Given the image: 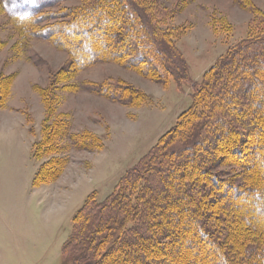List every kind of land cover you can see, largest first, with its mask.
<instances>
[{
  "label": "trees",
  "instance_id": "16d2710c",
  "mask_svg": "<svg viewBox=\"0 0 264 264\" xmlns=\"http://www.w3.org/2000/svg\"><path fill=\"white\" fill-rule=\"evenodd\" d=\"M59 1L6 0L14 16L32 24L43 8ZM246 6L255 15L249 37L193 82L190 106L122 175L115 190L102 200L93 190L75 212L63 244L66 261L264 264V10L251 2ZM72 11L69 20L49 30L57 29L75 46L76 69L116 61L163 84L191 80L178 35L162 24L164 12L155 0H82ZM75 28L78 39L68 33ZM93 90L129 105L148 99L143 90L121 82L100 83ZM9 91L5 94L1 80L0 108ZM39 91L46 117L32 147L40 162L34 186L62 173L66 158L59 153L68 146L105 147L98 134L71 132L70 119L54 116L50 94ZM237 166L239 179L217 171L227 167L237 173ZM204 244L210 256L202 254ZM175 250L183 253L170 262Z\"/></svg>",
  "mask_w": 264,
  "mask_h": 264
},
{
  "label": "rangeland",
  "instance_id": "374dc122",
  "mask_svg": "<svg viewBox=\"0 0 264 264\" xmlns=\"http://www.w3.org/2000/svg\"><path fill=\"white\" fill-rule=\"evenodd\" d=\"M81 1L62 0L45 7L32 24L14 16L6 0H0V81L5 94L10 90L6 106L0 108V120L15 119L28 143L26 162L20 168L6 173L0 166V264H72L66 261L63 244L72 231L74 212L93 190L100 200L114 191L122 175L190 106L193 82L200 81L232 46L249 37L255 15L247 2L264 10V0H155L164 12L162 24L175 29L188 63L191 80L179 86L174 78L163 84L116 61L76 69L72 63L77 56L75 46L57 29L51 34L49 28L69 20ZM75 29L68 33L78 39L79 29ZM118 82L143 90L148 99L142 105H129L93 90L100 83ZM39 89L50 94L54 116L70 119L71 132H90L105 140L101 150L71 145L59 153L66 164L57 178L45 183L44 192L32 186L40 164L33 156L32 141L40 137L46 117ZM2 154L0 150V161ZM234 170L237 173L227 167L217 171L231 180L239 179L241 167ZM203 249L205 244L199 252L206 254ZM182 253L172 251L169 261Z\"/></svg>",
  "mask_w": 264,
  "mask_h": 264
},
{
  "label": "crops",
  "instance_id": "0c3cea01",
  "mask_svg": "<svg viewBox=\"0 0 264 264\" xmlns=\"http://www.w3.org/2000/svg\"><path fill=\"white\" fill-rule=\"evenodd\" d=\"M22 119L24 120L25 124H27L28 130L32 134V130H30V126L27 122V118L26 120L24 118ZM25 140H26V136H23L22 132L19 131L15 119L13 120L6 119L3 121L0 120V150L3 152L2 154L3 159L0 161V166L3 169V171H5L6 173L12 171L14 167L20 168L22 164L26 162V149L28 143L26 144ZM33 143L34 141H32L31 150L33 147ZM15 152L17 153V155L11 158L12 154ZM14 159H16V165H14V161H13ZM32 186L33 189L35 190L42 189V192H44V189L46 188L47 185L42 184L40 186H34L32 179Z\"/></svg>",
  "mask_w": 264,
  "mask_h": 264
}]
</instances>
